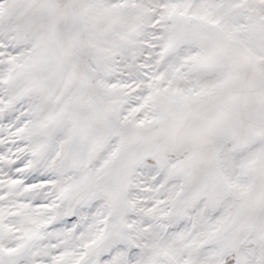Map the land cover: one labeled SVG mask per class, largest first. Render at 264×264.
Returning a JSON list of instances; mask_svg holds the SVG:
<instances>
[{
  "label": "snow or ice",
  "instance_id": "1",
  "mask_svg": "<svg viewBox=\"0 0 264 264\" xmlns=\"http://www.w3.org/2000/svg\"><path fill=\"white\" fill-rule=\"evenodd\" d=\"M0 264H264V0H0Z\"/></svg>",
  "mask_w": 264,
  "mask_h": 264
}]
</instances>
